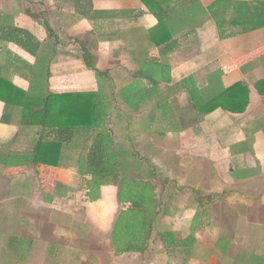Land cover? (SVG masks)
<instances>
[{"label":"crops","instance_id":"obj_1","mask_svg":"<svg viewBox=\"0 0 264 264\" xmlns=\"http://www.w3.org/2000/svg\"><path fill=\"white\" fill-rule=\"evenodd\" d=\"M216 1L0 0V81L35 109L27 94L100 96L120 173H143L158 211L144 252L112 249L119 185L86 199L78 160L93 131H79L59 166L0 163V264H264V27L239 31L230 1L217 13ZM237 82L249 89L243 112L200 113ZM5 107L0 155L32 150L40 127L18 101L2 122ZM13 238L30 240L22 260Z\"/></svg>","mask_w":264,"mask_h":264},{"label":"trees","instance_id":"obj_2","mask_svg":"<svg viewBox=\"0 0 264 264\" xmlns=\"http://www.w3.org/2000/svg\"><path fill=\"white\" fill-rule=\"evenodd\" d=\"M228 1L233 7V13L227 16L229 18L226 23L239 27L241 32L264 27V0H217L211 11L217 13V7L225 9ZM235 1L237 3L234 5ZM224 21L225 17L220 13L217 17L218 26L221 27ZM255 88L259 94L264 95V79L258 81ZM17 92L20 89L10 82L0 81V100L6 105L2 122L11 121L14 112L7 109V105L18 101L22 106V121L39 126L40 137L30 151L0 155V163L12 167L37 163L59 166L64 143L71 141L79 131H93L88 139L90 141L82 146L85 155L78 160L80 173L87 178L86 199H95L102 185H119L118 200L123 207L110 233V245L116 253L144 252L158 216L155 186L150 180H145L143 173H120V162L112 151V138L103 128L106 109L102 98L97 94L79 92L48 93L42 97L27 94V98L34 97L32 102L36 105L35 109L29 107L28 101ZM248 101V85L237 82L205 102V105H200L199 109L200 113H204L221 107L233 113H241L246 109ZM201 106L208 107V110H203ZM173 237L172 232L160 233L163 242H168ZM9 244L12 256L22 260L23 256L19 255L21 249L26 250L31 243L28 239L13 238Z\"/></svg>","mask_w":264,"mask_h":264},{"label":"rangeland","instance_id":"obj_3","mask_svg":"<svg viewBox=\"0 0 264 264\" xmlns=\"http://www.w3.org/2000/svg\"><path fill=\"white\" fill-rule=\"evenodd\" d=\"M236 1L234 2V5L237 3ZM47 256H45V255L41 256L40 254L35 255L34 256V258H35V263L34 264H53L51 262V260ZM65 257L68 258V259L70 258V256H65ZM130 262H132L130 260V258L129 257H125V258L118 259V262L116 264H129ZM30 264H32V263L30 262Z\"/></svg>","mask_w":264,"mask_h":264}]
</instances>
